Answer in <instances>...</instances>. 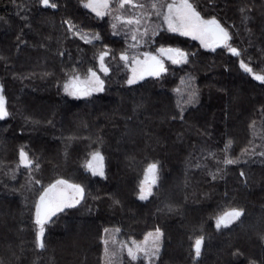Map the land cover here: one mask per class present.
Masks as SVG:
<instances>
[{
  "label": "trees",
  "instance_id": "16d2710c",
  "mask_svg": "<svg viewBox=\"0 0 264 264\" xmlns=\"http://www.w3.org/2000/svg\"><path fill=\"white\" fill-rule=\"evenodd\" d=\"M53 2L56 9L39 0H0V85L10 113L0 120V264H103L104 229L141 239L157 227L163 237L155 264H264V81L255 79L264 75V0H191L229 30L241 55L162 28L154 45L182 49L187 63L167 61V72L133 85L119 59L128 39L114 34L111 18L96 17L81 0ZM65 21L100 40L86 43ZM105 46L104 90L81 98L65 93L71 69L82 76L96 69ZM192 89L196 102L184 104ZM229 140L228 155L240 163L225 166L218 162ZM22 146L39 169L17 168ZM96 149L105 177L83 167ZM153 161L158 182L142 201L138 184ZM217 168L222 178L213 180ZM59 178L81 184L85 196L45 225V248L38 249L34 205ZM231 207L244 215L217 229L215 217ZM198 236L204 242L194 260Z\"/></svg>",
  "mask_w": 264,
  "mask_h": 264
},
{
  "label": "snow or ice",
  "instance_id": "6c2138e0",
  "mask_svg": "<svg viewBox=\"0 0 264 264\" xmlns=\"http://www.w3.org/2000/svg\"><path fill=\"white\" fill-rule=\"evenodd\" d=\"M39 3L45 8L56 9L58 4L53 0H39ZM84 8L90 9L95 13L96 17L103 18L111 16L113 23L111 25L114 34L119 35L120 28H123L125 39L130 36L133 43L131 48L135 49L141 40L145 37L151 39L157 35V28H162L166 25V31L179 33L183 36H191L193 39L200 41L205 48H211L213 51L218 47L226 48L233 56H240L241 52L238 48L233 47L230 43L232 36L227 28L221 25L220 21L215 16L205 18L197 11V7L191 0H81ZM114 5V6H113ZM131 8L133 12L129 13ZM148 9H151L149 11ZM138 10V11H137ZM155 15L162 18L163 24L157 25L151 30L146 24L148 17ZM247 19V17H245ZM68 30L74 35L80 37L88 44H93L100 40L99 34L83 33L76 30V26L69 21ZM144 25L143 31L140 30ZM148 43V40H144ZM110 54V50H102L96 59L99 61V72L107 75L109 68L105 63V58ZM63 55V53H61ZM142 56V58H141ZM189 53L180 48L159 47L155 53L145 51L142 54L129 56L128 50L125 49L119 55V59L125 63L126 67L130 68L131 75L126 83L128 85L136 84L139 80H143L145 76L159 77L162 73L167 72L165 59L171 61L172 64L187 63ZM115 58V57H113ZM240 67L245 72H252V68L244 60H240ZM255 79L264 81V75L256 74ZM64 92L69 96L81 98L91 96L94 92H102L104 90V80L100 78L96 69L90 67L82 76L80 72L73 67L71 73L67 74V79L63 84ZM179 91V89H177ZM197 100L196 92L192 89L184 104H194ZM181 109L180 118L183 119L184 107L178 104ZM10 115L7 108V101L3 94V85H0V120H4ZM232 141L229 140L225 148L224 158L218 163H223L225 166L240 163L238 159L230 158L228 155L232 147ZM248 149L245 148L241 155L247 154ZM264 155V152L260 153ZM105 157L99 149L91 151L85 159L83 167L90 172L92 176L105 177ZM39 169V163L29 157L28 152L22 146L19 149V160L17 168ZM199 167V165H197ZM223 169L217 168L216 172L209 173L213 180L222 178L220 175ZM244 175L243 172L240 173ZM159 178V162H149L143 170V179L138 184V199L147 200L153 193V187L157 184ZM12 179H15L13 173ZM40 184L39 180L35 181ZM85 196V188L78 183H71L66 179L59 178L54 182L44 187L34 205V228H35V245L38 249L45 248L44 236L45 225L52 221L58 213H62L65 209L75 208L81 203ZM116 203H119L116 201ZM244 215L242 208L231 207L221 212L215 217V227L217 229L228 228L234 222L238 221ZM119 233L120 229L114 230L104 229L106 236ZM163 233L157 227L154 231L148 232L142 242L130 240L129 242L117 241L114 237L111 239L113 247H109V239H103L104 245V264H122L121 256L126 251L129 259V264L132 261H140L141 264H155L159 259L161 240ZM204 242L203 236L195 238L192 248L194 251L193 259L197 260L201 256L202 245ZM118 245V248L116 247ZM234 255H240L237 251Z\"/></svg>",
  "mask_w": 264,
  "mask_h": 264
},
{
  "label": "rangeland",
  "instance_id": "374dc122",
  "mask_svg": "<svg viewBox=\"0 0 264 264\" xmlns=\"http://www.w3.org/2000/svg\"><path fill=\"white\" fill-rule=\"evenodd\" d=\"M138 2H139V0H138ZM168 2H170V0H168ZM114 6V5H113ZM90 10V9H89ZM149 11H151V9H148ZM138 11V10H137ZM198 11V10H197ZM128 12L129 13H131V12H133V10L131 9V8H129L128 9ZM95 14V13H94ZM202 15V14H201ZM203 16V15H202ZM110 18H111V21H112V23L114 22L113 21V19H112V17L111 16H109ZM206 18V17H205ZM146 24H147V26L149 27V29L151 30L152 28H156V26L157 25H161V24H163V21H162V18H158V17H156L155 15H152V16H150V17H148L147 18V20H146ZM143 27H144V25H142L141 26V28H140V30L141 31H143ZM163 29H165L166 30V25L164 26V27H162ZM162 28H157V32L160 30V29H162ZM119 31L122 33V32H124L125 30L123 29V28H120L119 29ZM169 32V31H168ZM85 33H87V32H85ZM155 37V36H154ZM154 37H151V39H149L148 37H145L143 40H141L140 42H139V45L135 48V49H133V48H131V44L133 43V41L131 40V38H130V36L128 37V55L131 57V56H134V55H139V54H142L143 52H145V51H151V52H153V53H155V50L157 49V48H159V47H161V46H155L154 44H155V42H154ZM188 37H190V38H192L191 36H188ZM193 39V38H192ZM144 40H148V43H144ZM196 41H198L199 43H200V41L199 40H197V39H195ZM201 44V43H200ZM233 47H235V46H233ZM167 48V47H166ZM227 50V49H226ZM141 58H142V56H141ZM108 60H109V58L108 57H106L105 58V63L107 64V66H108ZM168 60L167 59H165V64H166V62H167ZM123 62V61H122ZM125 64V63H124ZM99 61L97 62V67H96V70H97V72H98V75L100 76V78L102 79V77H103V75H104V73H102V72H99ZM128 70H129V75H128V77L131 75V71H130V68L128 67ZM103 80V79H102ZM95 93V92H94ZM72 183V182H71ZM107 229H110V230H114V229H116V228H107ZM155 230V229H154ZM154 230H150V231H148V232H152V231H154ZM147 232V233H148ZM162 232V231H161ZM146 233V234H147ZM145 234V235H146ZM145 235L141 238V239H132V238H130V239H126L125 237H122V238H120V237H118V233H115V232H113L112 234H111V236H106V234L104 235V237H103V239H109V241H110V243H109V247L111 248V247H113V245L111 244V239H112V237H114L117 241H125V242H129L130 240H136L137 242H142L143 240H144V237H145ZM104 246V245H103ZM117 248H118V245L116 246ZM161 247H162V240H161ZM160 251H161V248H160ZM126 258H128L127 257V253H126V251L122 254V256H121V260H122V264H123V261L126 259ZM102 259H103V264H104V248H103V255H102ZM156 262V261H155Z\"/></svg>",
  "mask_w": 264,
  "mask_h": 264
}]
</instances>
